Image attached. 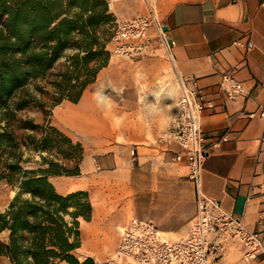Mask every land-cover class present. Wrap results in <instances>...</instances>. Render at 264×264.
<instances>
[{"label": "crops", "instance_id": "obj_1", "mask_svg": "<svg viewBox=\"0 0 264 264\" xmlns=\"http://www.w3.org/2000/svg\"><path fill=\"white\" fill-rule=\"evenodd\" d=\"M107 4L115 21L151 11L162 26V34L158 35L151 28L150 36L170 38L172 44L169 50L175 71L186 78H197L206 101L198 121L207 142L217 141L216 145H210L205 156L201 189L206 196L218 200L222 210L238 220L241 226L259 230L262 238V252L254 259L247 262L241 259L242 245L237 240L223 243L222 259L227 264H264V141L260 139L263 120L258 116L259 110L264 108V4L261 0H112ZM108 64L99 70L97 80L100 73L104 77L118 74L115 68L109 72ZM225 73L242 81L246 93L228 99L221 87V78ZM100 95L104 98V95ZM88 97L85 94L78 104L66 105L57 111V119L69 124L72 118L89 114ZM165 97H172V92L166 90ZM141 98L139 93L133 99L131 106L135 107V114L143 106ZM248 112L256 114L249 118ZM175 114L174 106L171 113L164 114L169 118L166 123L154 122L150 131L143 129V126L133 129L129 142L121 146L123 157L118 156L116 159L114 154L109 153L117 161L100 171L103 179L98 172L91 173L84 184L76 176L57 175V191H90L93 187L90 186V180H95L101 185L102 193L112 195L114 199L132 194L135 210H138L143 200L149 199V215L163 233H186L195 212V204L191 214L188 209L179 211L176 208L172 218L166 207L170 204V197H174L169 193L175 192L173 187H178L179 181H148L144 174L149 166L161 163L159 159L164 164V160L167 163L174 161L172 156L178 147L174 142L163 141L162 136ZM65 131L72 138L70 132L67 129ZM134 152L136 155L131 157ZM89 154V150L83 152L81 172L83 167L89 165ZM129 158L137 159V164H131ZM104 159L106 157L98 156V167ZM177 163L186 174L184 162ZM186 186L188 194L192 190L194 199L193 186L188 178ZM97 188L95 186L93 189L96 200ZM100 214H108L107 218L111 219L105 202H92L91 218L79 219L81 226L83 222L87 225L85 232L81 230V236H86V231L95 232V225L102 218ZM139 215L141 217L137 218L146 219L144 214ZM83 237L77 249L84 246ZM86 256H91L97 263L102 262L92 254ZM0 261L11 264L5 256H0Z\"/></svg>", "mask_w": 264, "mask_h": 264}, {"label": "trees", "instance_id": "obj_2", "mask_svg": "<svg viewBox=\"0 0 264 264\" xmlns=\"http://www.w3.org/2000/svg\"><path fill=\"white\" fill-rule=\"evenodd\" d=\"M113 20L106 0H0V184L15 190L0 212V256L11 264H98L75 252L79 218L92 213L87 191L60 193L49 179L80 173L81 143L21 111L46 118L77 102L108 63ZM25 150L45 166L26 167Z\"/></svg>", "mask_w": 264, "mask_h": 264}, {"label": "rangeland", "instance_id": "obj_3", "mask_svg": "<svg viewBox=\"0 0 264 264\" xmlns=\"http://www.w3.org/2000/svg\"><path fill=\"white\" fill-rule=\"evenodd\" d=\"M113 18L114 20L110 27V40L107 43V49L110 52L108 60L109 64H107L109 72L115 68L118 74H107L104 77L100 73L98 80L96 76L95 81L87 86L77 102H71L67 99L62 100L51 109L50 115L46 118H44L41 111L35 107H28L21 111L22 116L29 115L39 123L48 119L52 125L68 135L65 131V129H67V131L70 132L73 141L81 143L83 152H87L89 150V165L87 168L83 167L82 172L80 171L77 175H61V177L76 176V178L83 181L84 184L86 182V177L91 173L95 174L98 172L99 177L103 179L104 177H102L100 171L104 170L105 167L111 166V163L113 164L116 162L117 160H115V158L118 159V156L123 157L121 155V146L129 142L128 140L134 132L133 129L143 126V129L150 131L154 122V124H161L162 122L165 123L162 118H157L155 120L145 119L142 112L143 106L140 108L141 111L138 110L135 114L134 112L136 109L131 106L133 105L132 102L135 96H138L140 93L141 97H146L147 102H154L155 97L153 95H156L155 92L158 91L157 95H161L160 107L164 114L171 113L174 109L178 96V85L176 83L174 68L171 64L170 56L160 44L159 38H152L151 50L145 49L131 57L116 54L113 50L114 42L111 37L113 35L114 28L119 21H115L114 16ZM137 87L139 89H137ZM166 90L172 92V97H165ZM97 93L104 95L106 103H98L96 97ZM85 94L89 95L87 99L89 104V114L86 115L84 113L82 116L75 117L74 119L72 118L69 124L63 123L60 119H57L55 114L57 111L64 109L66 105L78 104ZM134 114L138 115V117L135 118ZM53 119L55 120L54 124L52 122ZM134 119L137 120L138 123L135 122ZM88 144L89 148L87 147ZM109 153L114 154L115 158L109 156ZM135 155L136 153L134 152L131 157H134ZM98 156L106 157V159L103 160V164H100L99 167L97 166V163H99ZM24 157H29V159L25 162V166L28 168L45 166L40 164V155L38 152L25 150ZM49 158H55L53 152L49 155ZM129 161L133 165L137 164V159L129 158ZM159 161H161V163L149 166L144 172L146 180L160 182L167 181L169 179H177L179 181L178 187H173L175 192L169 193L174 197L173 199L170 197V204L166 207L171 218L176 212V208H178L179 211H185L188 209L191 214L195 202L192 190H190L189 194L187 192V176L185 172L178 166L179 163L177 162L170 160V163H167L164 160L166 163L164 164L163 160L159 159ZM80 165L81 161L79 163V170ZM55 176H50L49 179L57 189L59 187V178ZM92 185L93 187L90 188V191L87 189L77 190L87 191L91 205L92 202H94V204H101L102 202H105L111 214V219L109 220L107 218L108 214L105 216L100 214V217L102 218L98 219L95 225V232L92 233L91 231H86L87 235L84 237L81 236V239L82 237L84 238V246L80 249H76L75 252L80 258H83L86 254H92L95 258H98L103 262L114 256L120 230L127 221L131 218L141 217L139 213L144 214V218L152 220L154 224L155 221L149 215V199L145 201L143 200L142 204L140 206L138 205V210H135L132 194L119 196L117 199H114L112 195H105L102 193V187L99 182L90 180V186ZM95 186L98 187L96 189L98 193L96 194L98 200L93 197V189H95ZM99 187L101 189H99ZM167 189L171 188L167 187ZM14 193L15 190H13L9 185L5 183L0 184V212L8 205ZM104 196H106V198ZM85 226L87 225L83 222L82 226L80 225V231L84 230L85 232ZM161 233L168 239H176L185 234V232L179 235L163 233L162 231ZM1 235L2 234H0V236ZM0 264L4 263L0 261ZM118 264L129 263L120 262Z\"/></svg>", "mask_w": 264, "mask_h": 264}, {"label": "built area", "instance_id": "obj_4", "mask_svg": "<svg viewBox=\"0 0 264 264\" xmlns=\"http://www.w3.org/2000/svg\"><path fill=\"white\" fill-rule=\"evenodd\" d=\"M110 3L112 0H106ZM264 4V0H261ZM162 34V26L152 12L139 14L117 22L112 35L114 52L131 57L143 50L152 49L150 29ZM160 44L170 56L171 44L166 38H159ZM178 96L175 102L176 114L163 132L165 142H174L178 150L172 159L184 162L186 176L194 191L195 212L190 219L186 233L176 239L165 238L152 220L131 218L119 233L113 257L98 264H227L222 259L223 243L237 240L242 245L241 259L247 262L262 252V238L259 230H249L239 221L226 214L218 200L206 196L201 189V172L210 145L198 118L206 106L204 94L197 78H186L175 71ZM221 87L228 99L246 93L242 81L225 73ZM255 112H248L252 118ZM263 120L260 137L264 141V108L258 112Z\"/></svg>", "mask_w": 264, "mask_h": 264}, {"label": "clouds", "instance_id": "obj_5", "mask_svg": "<svg viewBox=\"0 0 264 264\" xmlns=\"http://www.w3.org/2000/svg\"><path fill=\"white\" fill-rule=\"evenodd\" d=\"M155 97L154 102H147L146 97L141 98V102L143 105L142 112L145 117V119L148 120H155L157 118H162L164 122L166 123L168 121V117L164 116V112L160 107V100H161V95H153ZM98 103L104 104L106 101L104 98L100 95V93L96 94Z\"/></svg>", "mask_w": 264, "mask_h": 264}, {"label": "water", "instance_id": "obj_6", "mask_svg": "<svg viewBox=\"0 0 264 264\" xmlns=\"http://www.w3.org/2000/svg\"><path fill=\"white\" fill-rule=\"evenodd\" d=\"M163 29H165V26L163 27ZM168 43L172 44V40L170 38H168Z\"/></svg>", "mask_w": 264, "mask_h": 264}, {"label": "bare ground", "instance_id": "obj_7", "mask_svg": "<svg viewBox=\"0 0 264 264\" xmlns=\"http://www.w3.org/2000/svg\"><path fill=\"white\" fill-rule=\"evenodd\" d=\"M170 96V95H169Z\"/></svg>", "mask_w": 264, "mask_h": 264}]
</instances>
